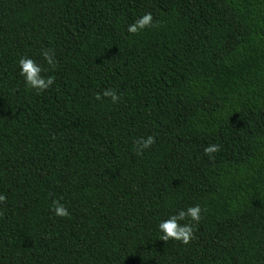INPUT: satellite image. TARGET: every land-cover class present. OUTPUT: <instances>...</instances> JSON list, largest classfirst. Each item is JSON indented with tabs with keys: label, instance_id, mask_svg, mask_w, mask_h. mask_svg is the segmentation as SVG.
I'll return each instance as SVG.
<instances>
[{
	"label": "trees",
	"instance_id": "obj_1",
	"mask_svg": "<svg viewBox=\"0 0 264 264\" xmlns=\"http://www.w3.org/2000/svg\"><path fill=\"white\" fill-rule=\"evenodd\" d=\"M0 194V264H264V0H0Z\"/></svg>",
	"mask_w": 264,
	"mask_h": 264
},
{
	"label": "clouds",
	"instance_id": "obj_2",
	"mask_svg": "<svg viewBox=\"0 0 264 264\" xmlns=\"http://www.w3.org/2000/svg\"><path fill=\"white\" fill-rule=\"evenodd\" d=\"M153 26V16L151 13H145L133 24L127 28L128 33L135 35L145 28ZM42 58L51 67H55L57 61L55 60V53L52 49H45L41 52ZM18 67L20 69V75L24 78L26 87L36 91L39 95L42 92L48 90L54 83V79L51 76L43 77L41 72L42 67L36 63V61L27 56H22L18 60ZM103 98H110L113 104L120 101V95L114 89H105L102 93H97L96 99L101 100ZM155 143V137L152 135L147 138H139L134 142V147L139 155H143L144 150L150 148ZM219 145H208L204 149V154L214 159L213 153L219 152ZM7 201V197L4 194H0V204H4ZM53 214L60 218H67L70 216L68 209L59 200L53 201L51 208ZM204 211L200 205L189 206L186 210H179L176 214L170 215L166 220H162L158 223L157 228L161 233L160 240L168 242L169 240L178 241L183 245H188L195 238L194 226L199 224L202 217L201 212ZM2 215V213H0ZM180 221H188V223L181 224Z\"/></svg>",
	"mask_w": 264,
	"mask_h": 264
}]
</instances>
